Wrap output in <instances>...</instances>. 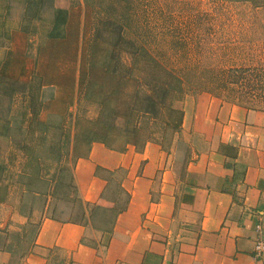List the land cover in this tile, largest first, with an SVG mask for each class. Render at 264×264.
Masks as SVG:
<instances>
[{"label":"rangeland","instance_id":"1","mask_svg":"<svg viewBox=\"0 0 264 264\" xmlns=\"http://www.w3.org/2000/svg\"><path fill=\"white\" fill-rule=\"evenodd\" d=\"M78 69L77 107L47 106L50 76L60 70L70 81ZM27 73L34 83L23 93ZM213 99L264 111V6L253 0H0V202L18 209L26 190L40 209L34 192L55 184L57 214L71 217L72 169L84 148L71 137L88 128L111 135L114 147L159 141L181 166L197 103ZM123 173L113 176L117 200Z\"/></svg>","mask_w":264,"mask_h":264},{"label":"crops","instance_id":"2","mask_svg":"<svg viewBox=\"0 0 264 264\" xmlns=\"http://www.w3.org/2000/svg\"><path fill=\"white\" fill-rule=\"evenodd\" d=\"M21 78L26 93L34 80ZM50 79L47 106L64 101L74 110L81 69L70 81L60 70ZM196 108L192 151L181 166L182 157L156 140L114 147L97 129L73 133L71 142L84 148L72 169V216L57 214L55 184L34 192L40 209L23 199L26 190L18 209L0 202L7 209L0 264H264L254 252L258 223L264 237V111L214 99ZM121 172L117 200L113 176Z\"/></svg>","mask_w":264,"mask_h":264},{"label":"built area","instance_id":"3","mask_svg":"<svg viewBox=\"0 0 264 264\" xmlns=\"http://www.w3.org/2000/svg\"><path fill=\"white\" fill-rule=\"evenodd\" d=\"M256 230L258 232V238L255 244V255L257 258L264 254V237H263V226L261 223L257 224Z\"/></svg>","mask_w":264,"mask_h":264},{"label":"trees","instance_id":"4","mask_svg":"<svg viewBox=\"0 0 264 264\" xmlns=\"http://www.w3.org/2000/svg\"><path fill=\"white\" fill-rule=\"evenodd\" d=\"M217 1H224V0H217ZM232 1H236V0H232ZM256 4L257 7H263L264 6V0H253ZM223 80V79H219V82ZM145 112L150 113V111L148 109L145 110Z\"/></svg>","mask_w":264,"mask_h":264}]
</instances>
